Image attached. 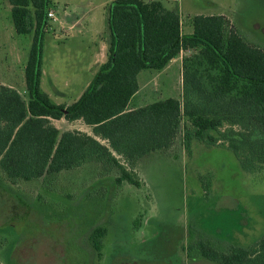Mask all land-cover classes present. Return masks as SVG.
<instances>
[{
	"label": "rangeland",
	"instance_id": "rangeland-1",
	"mask_svg": "<svg viewBox=\"0 0 264 264\" xmlns=\"http://www.w3.org/2000/svg\"><path fill=\"white\" fill-rule=\"evenodd\" d=\"M112 1L51 0L56 21L50 18L44 36L42 88L55 102L78 99V90L59 98L58 86L87 74L81 62L107 40ZM177 3L185 33L193 31L195 13L224 14L230 28L264 48V0ZM11 8L0 0V81L20 83L33 35L16 32ZM75 15L81 24L69 30ZM180 60L162 72L143 71L158 75L161 85L144 102L182 99ZM152 74L144 78L146 86L157 82ZM52 122L61 131L93 134L82 120ZM136 171L141 187L119 185L118 169L97 162L16 184L0 171V264H216L197 254L189 259L185 248L199 238L222 250L249 247L264 236V166L245 171L231 150L197 139L188 152L181 125L172 146L145 155ZM98 226L107 227L100 251L90 239Z\"/></svg>",
	"mask_w": 264,
	"mask_h": 264
},
{
	"label": "trees",
	"instance_id": "trees-1",
	"mask_svg": "<svg viewBox=\"0 0 264 264\" xmlns=\"http://www.w3.org/2000/svg\"><path fill=\"white\" fill-rule=\"evenodd\" d=\"M18 34H32L25 65L27 98L0 83V171L11 184L87 163L116 167V182L141 187L136 171L145 155L167 149L181 125L194 139L231 150L245 171L264 166V48L230 28L224 14H196L182 33L181 15L162 0H113L108 5V58L83 94L57 103L42 88L44 36L51 0H9ZM182 56V99L168 97L130 109L138 75ZM82 120L93 134L61 131L52 120ZM107 227L91 235L100 251ZM185 250L217 264H264V236L249 247L218 248L199 238Z\"/></svg>",
	"mask_w": 264,
	"mask_h": 264
},
{
	"label": "crops",
	"instance_id": "crops-1",
	"mask_svg": "<svg viewBox=\"0 0 264 264\" xmlns=\"http://www.w3.org/2000/svg\"><path fill=\"white\" fill-rule=\"evenodd\" d=\"M172 1H175V0H163L164 4L168 8L175 9V10H177L180 13V15H181V29H182V33H185V28H186L187 25L184 26V22H183V16L184 15H182V11L180 12V5H179L180 3H177V2H181V0H176L177 1L176 3L172 2ZM182 3L185 4V0H182ZM188 5L191 6L190 3ZM50 10L54 11V9H52V8H50ZM54 13H55V11H54ZM195 14H201V13H195ZM211 14H214V13H211ZM215 14H218V13H215ZM54 20L56 21V17L54 18ZM107 20H108V17H107ZM69 22H70V24L69 25L67 24L66 26H68L69 30H72L77 25L81 24V19L78 17V15H75V16H73V18ZM59 23L60 24L61 23L62 24H66L67 21L66 20H65V22L64 21H60ZM107 24H108V21H107ZM192 25H193V23H192ZM50 27H51V24H50ZM91 33L93 34L94 32L91 31ZM104 40L105 41L103 42V44L99 45L98 50L96 52L91 53V55L89 57H85V59L82 60L81 63L85 65L84 70H85V73H87V74L86 75H80V73H78V74H76L75 78L73 79L75 81L74 83L68 82V83H65V85H61V86L59 85L58 86L57 92H58V97L59 98L60 97H66L68 95H72L73 94V93L67 94L65 92L66 90L67 91L68 90H71V91L78 90L79 91V93H78L79 97L83 94L85 89L88 87V85L93 80V78H94L96 72L98 71L100 65L107 61V58H108V43H107L106 39H104ZM90 47L91 46H90V43H89L88 44V48H90ZM183 54H184V51H182L178 57L173 58L172 60H170L169 63L161 70H154V69H146V70L161 71V72L165 71L167 69V67L171 63L173 64V63L177 62V59L179 58V59H181L180 63H181V74H182V56H183ZM84 56H86V55H84ZM67 64H69V63H67ZM25 65H26V63L24 64V67H25ZM42 69H43V67H42ZM143 71H141L139 73V75H138L139 89L133 95L132 99L130 100V103H129V106H128L130 109H135V108H138V107H141V106H144L146 104H149V103L153 102V101H146V100L144 102L143 98H147L150 95H154L158 91V89L161 91V85H160V81H158V75L155 76L156 74H152V73L146 74L145 72L143 74ZM8 74H10V73H8ZM151 74L154 76V78H153L154 81L156 80L157 82L153 83V81H152L153 79H151L150 82L151 81L152 82L149 84V86H146V84H144V80H145L144 78L149 76V75H151ZM44 77H45V73H44V69H43L41 83H43V78ZM49 78H50V80L53 83V79H52L51 75L49 76ZM77 78H79V79L76 80ZM81 81L84 82V83H82V85L80 83ZM181 81H182V78H181ZM0 83L16 88L23 96H24V94L26 92L25 72H24V70H23L22 82L13 83V82H10V81H7V82L6 81H0ZM177 99H180V98H177ZM58 103L70 104L69 102H66V101H63V100L62 101H58ZM85 125H87V124H85ZM87 126H89V125H87ZM89 127H91V126H89ZM88 134H91V133H88Z\"/></svg>",
	"mask_w": 264,
	"mask_h": 264
},
{
	"label": "built area",
	"instance_id": "built-area-1",
	"mask_svg": "<svg viewBox=\"0 0 264 264\" xmlns=\"http://www.w3.org/2000/svg\"><path fill=\"white\" fill-rule=\"evenodd\" d=\"M48 17H49V18H52V19L55 18V13H54L53 10H50V11L48 12Z\"/></svg>",
	"mask_w": 264,
	"mask_h": 264
},
{
	"label": "flooded vegetation",
	"instance_id": "flooded-vegetation-1",
	"mask_svg": "<svg viewBox=\"0 0 264 264\" xmlns=\"http://www.w3.org/2000/svg\"><path fill=\"white\" fill-rule=\"evenodd\" d=\"M106 235H107V234H106ZM106 235H105V236H106ZM105 236H104V237H105ZM90 239H91V238H90ZM103 239H104V238H103ZM186 252H187V251H186ZM187 257H188L189 259H195V258H197L198 256H196V257H189L188 254H187ZM202 258H203V257H202ZM204 259H205V258H204ZM207 260H208V259H207ZM208 261H210V260H208ZM210 262H213V261H210ZM213 263H215V262H213ZM216 264H217V263H216Z\"/></svg>",
	"mask_w": 264,
	"mask_h": 264
}]
</instances>
